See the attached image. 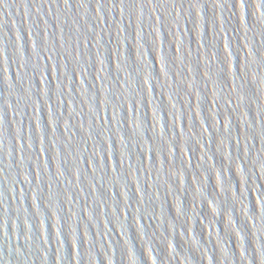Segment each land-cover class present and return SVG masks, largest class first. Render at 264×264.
<instances>
[{
  "label": "water",
  "instance_id": "water-1",
  "mask_svg": "<svg viewBox=\"0 0 264 264\" xmlns=\"http://www.w3.org/2000/svg\"><path fill=\"white\" fill-rule=\"evenodd\" d=\"M0 264H264V0H0Z\"/></svg>",
  "mask_w": 264,
  "mask_h": 264
}]
</instances>
